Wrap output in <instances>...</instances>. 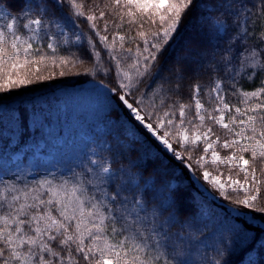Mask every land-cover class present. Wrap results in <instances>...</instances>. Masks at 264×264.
Wrapping results in <instances>:
<instances>
[{
  "label": "snow or ice",
  "instance_id": "6c2138e0",
  "mask_svg": "<svg viewBox=\"0 0 264 264\" xmlns=\"http://www.w3.org/2000/svg\"><path fill=\"white\" fill-rule=\"evenodd\" d=\"M260 2L261 11L264 12V0ZM207 4L211 5V10L202 14V30L209 35L223 32L225 36H229L230 31L235 32L238 33L236 39H229L219 63L209 61V67L204 69L197 61H182L172 73V78L166 80L160 79L159 73L155 71L160 56L176 32L182 16L198 6L197 0H109L103 7L99 4L89 7L77 0H53L55 7L48 0H24L19 9L11 8L8 0H0V74L7 78L3 87L24 85L26 78L12 77L13 74L19 77V69L29 64L36 66L32 75L37 80L43 79L38 73L41 65L50 57L40 54L41 49L35 41H46L47 49L53 54L58 51L60 43L80 41L79 35L75 36V41H70L57 19L56 10L62 11L67 5L71 15L89 22V27L96 33L101 44L107 46L111 60L116 61V73L127 81L119 82L112 92L119 102L118 106L127 110L128 123L132 124V128L127 131L133 137L137 132L146 137L143 142L135 139L133 142L143 147L150 140L158 146V150L171 153L176 161L193 171L192 164L186 162L183 155V152L188 151L189 145L195 149L203 144V154L196 161L201 167L207 162L209 152L210 163L214 166L227 164L231 168L235 161V168L244 174L243 181L232 178L224 180L211 175L207 169L202 171L203 181H210L225 198H228L230 189L242 192L243 198L237 197L236 203L246 209L253 208L261 197L264 168L258 172L255 167L250 166L248 158L243 155L237 157L236 150L226 158L213 150L218 139H211L212 128L202 132L199 130L206 117L203 114L204 105L199 98V80L202 77L197 76V73H207L213 84L210 93L215 95L218 102L215 112L219 115L209 113L207 119L233 133L234 138L223 141L222 147L233 149L238 146L239 153L251 152L252 160L259 158L264 161V79L253 90H244L240 84L241 80L254 81L257 75L264 76V47L257 45L256 50L244 47L241 50L243 55L233 51L235 43L243 40L248 35V30L240 31L239 23L232 26L227 12L231 5L227 4V0H207ZM220 8H225V19H212V15ZM150 10L153 11L150 13ZM10 12L14 14L9 15ZM137 13L149 14L153 23L158 18L162 31L154 33L151 39L145 38L143 47L136 49L135 56L132 49H123V43L120 55L113 54L115 41L134 42V38L116 33L112 43H109L108 36L100 34L96 21H105L104 31H107V17L110 15H119L121 22L127 16L135 23ZM53 26L62 39H58L56 33L49 34ZM54 39H57V43H53ZM261 43L264 44V38ZM88 45L90 59L95 60L100 52L96 51L92 39L88 40ZM78 59L83 62L82 57ZM128 59L133 62L125 69L122 64ZM66 63V57L59 61L61 66ZM53 64H56L55 59ZM93 67L97 73H113V69L105 67L103 62L94 63ZM129 70L134 71L130 74ZM149 76L153 83L160 79L158 88L148 86L147 91H141L140 85ZM186 78L193 81L192 101L199 125H194L187 118L189 106L178 101L169 103L170 97L179 96ZM231 90H235L233 94L239 93L244 97L246 108L233 109L225 102L226 94ZM153 91L160 97L159 102H153L147 108L141 107ZM137 93L139 98L129 99L136 97ZM253 100L255 102L250 103ZM233 110L238 116L244 117L238 120L233 117L231 120V125L241 126L238 131L225 122V113ZM188 125L196 130H190ZM174 143L178 147H174ZM118 147L121 148L118 153L121 158L125 150L129 156L136 154V149L130 144ZM98 160L99 158L89 160L87 169L81 168V174L73 173L70 178L58 182L40 179L30 185L20 186L16 180L0 179V264H182L189 257L193 264L191 252L194 246L191 241L180 233L169 235L170 228L162 230L157 224L155 213L152 217L142 215L146 210L141 199L133 197L130 201L124 195L126 188H139V184L122 183L113 191L111 185L116 174L110 166H106V162ZM187 160H191L190 155ZM120 171L124 174L123 169ZM109 191H112L111 195ZM169 200V206L176 205L179 190L173 192ZM161 207L164 211L168 210L164 205ZM243 215L244 213H236L238 218ZM174 219L170 216L168 223L174 226ZM229 231L235 235L238 243L246 239V229L243 226L230 227ZM219 254L217 252V256ZM204 264H220V261L205 259Z\"/></svg>",
  "mask_w": 264,
  "mask_h": 264
},
{
  "label": "trees",
  "instance_id": "16d2710c",
  "mask_svg": "<svg viewBox=\"0 0 264 264\" xmlns=\"http://www.w3.org/2000/svg\"><path fill=\"white\" fill-rule=\"evenodd\" d=\"M48 2L55 7L53 0ZM77 2H84L89 7L93 4L103 7L109 0H77ZM8 3L11 8L19 9L24 4V0H8ZM227 4L231 5L227 8V12L232 26L239 23L240 31L248 30V35L235 43L233 51L241 52L244 47L256 50L257 45L264 47L261 43L264 38V12L261 11L260 0H227ZM197 5L182 16L176 32L160 56L155 69L160 79H171L172 73L178 69L182 61L184 63L197 61L204 69L209 67V61L219 63L229 39L233 41L236 39L238 33L235 32L230 31L229 36H225L223 32H213L209 35L202 30V14L210 11L211 5L207 4V0H197ZM108 11L111 12V9ZM152 11L150 10V13ZM224 12L225 8H220L212 15V19L224 20ZM56 13L70 41H75L76 32L79 31L81 42L60 43L58 51L53 54L47 49L46 41L42 39L35 41L34 43L41 49L40 54L50 57L41 65L38 73L43 79L37 80L32 75L36 66L31 64L19 69V77L13 74V79L26 78L24 85L17 84L4 88L7 78L0 74V97H3L0 100V172L2 173L0 179L16 180L20 186L30 185L40 179H53L54 182H58L70 178L73 173L81 174V168L87 169L89 160L99 158L116 174V179L111 185L113 191L122 183L139 184V188H126L124 195H127L130 201L133 197L142 200L146 210L142 215L147 214L152 217L155 213L157 224L162 230L167 231L170 228L169 235L180 233L191 241V245L194 246L191 252L193 264H204L205 259L213 262L218 259L220 264H264V229L248 222L244 217L238 218L232 215L228 210V207L235 208L264 223V211H262L264 186L260 189L261 197L255 206L246 209L236 203L237 197L243 198L242 192L230 189L228 198H225L212 185L203 181L204 169L224 180L232 178L243 181L244 179V174L234 165L229 168L227 164L214 166L208 162L203 163V167L199 166L196 161L203 154V144L195 149L189 145L188 151L183 152L186 162L192 164L193 171L176 161L171 153L158 150V146L152 144L150 140L144 143L143 147L134 143V139L143 142L146 137L139 132L133 137L127 131L132 128V124L128 123L127 110H122L118 106L119 102L112 92L119 82H127L116 73V61L111 60L107 46L101 44L86 19L71 15L67 5L62 11L57 9ZM13 14L9 13V15ZM135 20L136 22L132 23L131 18L125 16L121 22L119 15H110L107 17L109 25L107 31H104L105 21H96L100 34L107 35L109 43H112L116 33L134 38V42L115 41L113 54L120 55L123 43V49H132L135 56L136 49L143 47L145 38L151 39L154 33L162 31L158 18L153 23L149 14L137 13ZM52 33H56L57 38L62 39L54 26L49 34ZM89 39L93 40L96 51L100 52V56L95 60L90 59ZM53 43H57V39H54ZM192 53L200 55H191ZM65 57L68 63L61 66L59 61ZM78 57H82L83 62ZM53 59L56 61L55 65ZM100 62H103L105 67H111L113 73L108 75L97 73L93 64ZM132 62V59H128L124 61L122 67L127 69V65ZM129 71L132 74L134 70ZM197 76L202 77L199 80L201 86L199 98L204 105L203 114L206 117L199 130L202 132L211 127V139H218V143L214 145L215 151L226 158L236 150L237 157L243 155L248 158L251 161L250 166L255 167L259 172L264 168V161L259 158L252 160L251 152L246 151L241 154L238 146L233 149L222 147L223 141L234 138L233 133L207 119L209 113L219 115L215 112L218 102L215 95L210 93L213 84L207 73L198 72ZM160 79H156L153 83L151 76L145 77L140 90L147 91L148 86L157 89ZM262 79L264 76L257 75L254 81L245 79L241 80L240 84L244 90H253L261 85ZM192 83L193 81L186 78L179 96L170 97L169 103L178 101L189 106L187 118L192 120L194 125H199L200 121L196 118L192 101ZM234 92L235 90L227 92L225 102L233 109L246 108L244 97L239 93L233 94ZM134 98H139V93L129 99ZM159 99L157 92L153 91L149 93L141 107L147 108L153 102L158 103ZM254 102L255 100L250 103ZM233 117L237 120L244 117L238 116L234 110L225 113L226 122L238 131L240 125H231ZM188 127L190 130H196L191 125ZM90 134H93L92 140L87 138ZM58 141L59 144L54 145ZM40 142L54 149L52 158L48 161L34 157L33 147ZM129 144L136 149V154L129 156L125 150L121 158L118 155L121 151L118 145ZM174 147L178 145L174 143ZM18 153H22V156L13 159V155ZM189 155L191 160H187ZM121 169L124 170V174H121ZM192 174L217 200L205 195L192 178ZM177 190H179V201L176 205L169 206L171 204L169 197ZM111 194L112 191H109V195ZM161 205L166 206L168 210L164 211ZM170 216L175 218L174 226L168 223ZM233 226L236 228L243 226L246 229V239L243 242L238 243L235 235L229 231ZM156 235L159 238V233ZM217 252L220 253L219 256ZM182 264H191L190 257Z\"/></svg>",
  "mask_w": 264,
  "mask_h": 264
},
{
  "label": "rangeland",
  "instance_id": "374dc122",
  "mask_svg": "<svg viewBox=\"0 0 264 264\" xmlns=\"http://www.w3.org/2000/svg\"><path fill=\"white\" fill-rule=\"evenodd\" d=\"M76 35H79L81 36V32L77 31L76 32ZM81 42V39L79 42H77L78 44ZM94 86V85H92ZM100 89V88H99ZM226 122V120H225ZM88 139H91L93 138V134H90V136L87 137ZM59 144V141L58 143H54V145H58ZM34 157H38L41 159V161H48L52 158V155H53V152H54V149L51 148L49 145L45 144L44 142H40L38 144H36L34 147ZM213 150H214V146H213ZM211 151V150H210ZM219 154V153H218ZM220 155V154H219ZM22 156V153H18V154H15L13 155V159H16L18 157H21ZM221 156V155H220ZM230 156V155H229ZM222 157V156H221ZM228 157V156H227ZM210 163V152L208 154V160L207 162H204V163ZM235 164V161L233 162V165ZM2 173L0 172V175ZM192 178L194 179V181L196 182V184L198 185V187L200 189H202L205 193V195H207L208 198L210 199H215L217 200L216 197H214L209 191H207V189L199 182V180H197L196 177H194L192 175ZM210 185H211V182L209 181L208 182ZM232 190V189H231ZM228 210L231 212L232 215L236 216V213L239 212L237 209L235 208H232V207H228ZM241 213V212H240ZM242 217L246 218V220L256 226H259L261 228L264 229V223H262L261 221L257 220V219H253L252 216L250 214H244Z\"/></svg>",
  "mask_w": 264,
  "mask_h": 264
},
{
  "label": "water",
  "instance_id": "95a60500",
  "mask_svg": "<svg viewBox=\"0 0 264 264\" xmlns=\"http://www.w3.org/2000/svg\"><path fill=\"white\" fill-rule=\"evenodd\" d=\"M193 175V174H192ZM194 176V175H193ZM195 177V176H194Z\"/></svg>",
  "mask_w": 264,
  "mask_h": 264
}]
</instances>
